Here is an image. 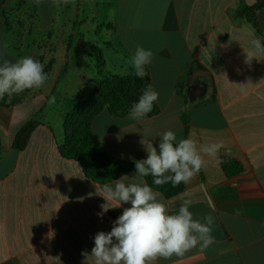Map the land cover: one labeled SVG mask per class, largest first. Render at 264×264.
I'll use <instances>...</instances> for the list:
<instances>
[{"label":"crops","instance_id":"crops-1","mask_svg":"<svg viewBox=\"0 0 264 264\" xmlns=\"http://www.w3.org/2000/svg\"><path fill=\"white\" fill-rule=\"evenodd\" d=\"M256 1L1 0L9 26L0 13V64L30 56L51 67L33 95L0 105V264H95V235L110 232L130 207L108 201L103 212L100 189L124 176L125 184L146 183L132 172L99 180L59 152L64 115L102 72L132 69L137 46L154 53L145 84L159 93L158 113L136 120L129 118L133 106L122 117L103 108L90 124L102 159H146L141 140L158 149L168 130L194 139L198 149L224 145L215 158L204 155L206 167L182 192L165 198L154 190L170 214L185 201L194 219L211 214L215 243L153 264H264V8L254 14L256 26L236 16ZM29 121L35 125L28 140L16 148L14 138ZM222 157L242 171L227 177Z\"/></svg>","mask_w":264,"mask_h":264},{"label":"clouds","instance_id":"clouds-1","mask_svg":"<svg viewBox=\"0 0 264 264\" xmlns=\"http://www.w3.org/2000/svg\"><path fill=\"white\" fill-rule=\"evenodd\" d=\"M39 5L41 0H34ZM65 4L68 0H63ZM256 50L261 49L259 39L253 40ZM154 53L137 46L130 63L139 78L148 75L146 66L152 63ZM254 58L247 53L246 62ZM48 79L44 65L30 56L21 57L15 62L3 60L0 64V98L5 95L20 94L28 89L41 88ZM159 93L148 85L137 103L132 107L129 118L141 120L152 111ZM56 98L49 100L54 104ZM141 144L147 152V158L135 161L136 174L142 177L151 175L156 186L171 182L173 186L189 183L202 168L206 167L204 155L215 158L223 142L204 145L198 149L192 138H179L176 133L165 131L159 140L158 149L152 141L143 139ZM203 154V155H202ZM127 176L116 180L114 186L105 184L100 191L106 203L103 212L111 207L108 201L117 202V207L130 204L114 222L111 231L97 233L91 256L95 264H153L157 259L183 257L187 252L199 247L201 252L215 243L212 235L214 217L208 214L203 222L193 218L189 210L191 201H185L178 212L170 214L165 203L158 199L148 184H125ZM115 240V242H114Z\"/></svg>","mask_w":264,"mask_h":264},{"label":"trees","instance_id":"trees-1","mask_svg":"<svg viewBox=\"0 0 264 264\" xmlns=\"http://www.w3.org/2000/svg\"><path fill=\"white\" fill-rule=\"evenodd\" d=\"M264 8V0H257L252 6L241 5L236 11L237 17H245V19L256 26L255 12L258 9ZM0 13L4 22L5 28H8L9 23L5 12L1 8L0 0ZM101 60V56H98ZM41 62V61H40ZM42 63V62H41ZM51 67V61L44 65V72L49 77V71ZM129 79H132V86L135 90H141V94L146 88V77L139 78L135 74L134 68L128 71ZM58 81L56 82V84ZM40 89V88H39ZM39 89H28L20 94H13L11 96L5 95L0 98L1 106H12L26 98L33 95ZM55 91V87L52 90L47 101L52 97ZM134 95V94H133ZM133 95L112 97L107 102L97 105L98 101H102L105 96V91L100 88V83L95 80V87L93 91L89 92L82 100L78 101L75 106L68 111L63 117V141L59 145V152L62 156L78 161L82 166L86 174L98 178L99 180L116 178L124 175L125 173L132 172L136 174L135 163H119V162H105L100 154L99 149L96 146V142L91 135L90 124L93 118L103 109L106 108L108 112L116 117H122L129 112L131 107L136 103ZM129 103V105H128ZM128 105V106H127ZM158 113V107L155 102L152 111L148 113V116H152ZM35 123L29 121L25 124L20 131L16 134L13 145L16 148H22L29 137ZM221 168L227 177H233L242 171L241 165L235 160L222 157L220 160ZM89 165L92 166L93 171H89ZM104 175H107L106 177ZM145 182L153 188V190L160 192L165 198H170L184 189V184L181 183L178 186H173L171 182L164 185L156 186L153 183V177L151 175L142 177Z\"/></svg>","mask_w":264,"mask_h":264},{"label":"rangeland","instance_id":"rangeland-1","mask_svg":"<svg viewBox=\"0 0 264 264\" xmlns=\"http://www.w3.org/2000/svg\"><path fill=\"white\" fill-rule=\"evenodd\" d=\"M97 63H102L99 57H96ZM129 73L125 72L122 74L105 73L102 72L96 79V82L100 83V88L105 91V96L102 101H98L97 105L107 102L109 99L115 96L133 95L135 102L137 103L141 94V90H135L132 86V79L128 78ZM129 105V103H128ZM127 105V106H128Z\"/></svg>","mask_w":264,"mask_h":264}]
</instances>
